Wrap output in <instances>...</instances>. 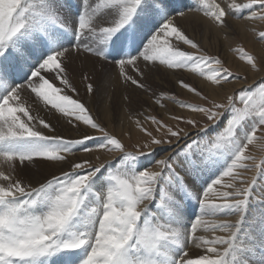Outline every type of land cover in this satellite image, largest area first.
Returning <instances> with one entry per match:
<instances>
[{"label":"snow or ice","instance_id":"obj_1","mask_svg":"<svg viewBox=\"0 0 264 264\" xmlns=\"http://www.w3.org/2000/svg\"><path fill=\"white\" fill-rule=\"evenodd\" d=\"M93 2L78 0L76 13L68 14L60 0H0V264H264V213L260 221L250 215L255 181L243 176L253 170L264 176V157L257 163L250 148L264 151V80L258 96L242 89L218 102L181 75L195 74L221 90L241 79L181 20L202 14L231 47L240 29L229 20L264 22V0H198L196 6L104 0L96 8ZM245 31L264 45V30ZM232 51L250 70H264V56L239 46ZM161 71L205 101L180 107L208 123L170 115L177 122L170 125L145 115V97L164 107V91L156 98L149 83ZM76 73L85 96L104 105L96 116L80 96ZM113 76L127 94L108 95L105 81ZM125 108L146 138L131 152L100 122L101 116L118 122ZM221 119L225 135L215 146L222 151L205 157L199 141L211 140ZM180 124L196 128L195 139ZM34 166L48 174L33 182ZM205 173L197 184L194 177ZM259 201L264 204V190Z\"/></svg>","mask_w":264,"mask_h":264},{"label":"rangeland","instance_id":"obj_2","mask_svg":"<svg viewBox=\"0 0 264 264\" xmlns=\"http://www.w3.org/2000/svg\"><path fill=\"white\" fill-rule=\"evenodd\" d=\"M29 2H32V0L31 1L29 0ZM69 2H70L69 0H60V4L63 7V10L68 14L76 13V11L78 10V0H73L75 4L74 7L76 6L74 10L70 6ZM90 2H92V0H90ZM186 2L192 4L193 6H196L198 3L197 0H186ZM103 3L104 0H94L93 8H96L98 4L102 5ZM101 9L103 8L101 7L100 9H98V12H101L100 11ZM199 16L202 17V14ZM194 19L191 17H187L186 19L181 20V24L190 35L195 36V38L201 43V46L209 55L217 56L222 60H225L226 63L224 66L228 67L229 70L234 75L241 77V79L233 80L231 84H225L224 88L221 91L219 90L218 92L211 93L206 88V86L212 88L213 90L219 88L214 89L213 87L209 86L210 82H208L206 79L200 78L195 74H191L186 71H181L182 78L186 79L189 83L197 85L199 89L204 92V94L209 96L210 100L216 99L218 102L221 101L226 102L225 100L226 95H234L235 93H239L242 89H253L258 96L259 95L258 84L261 80H264V70H261L259 72L250 70L242 61H240L237 58L236 54L232 51V48L239 46V47H243L245 50H247L250 53L256 54L257 56H264V45L258 43L250 32L245 31L244 33L246 34L244 35V33H241L240 30V37L235 41H233L231 47H229L228 43L224 42L223 40V33L220 32L218 28L212 26L210 21H207L205 19L209 24V25H205L202 21L196 22L195 20L197 19L195 20ZM234 21L237 20L230 19L229 24L237 26L236 24L232 23ZM243 23L246 25V28H251V27L256 28L257 31L264 30V22L245 21ZM237 27L241 29L239 26ZM184 47L188 51H192L190 48H187V46ZM82 59L83 57H81V60ZM74 66L77 69H79L81 67L80 60H77ZM161 67L163 68V66ZM96 71L97 72L101 71L100 64L96 65ZM168 71L172 72L176 70H168ZM79 81H80L79 74L78 73L74 74V83H76L79 88L80 96L84 98V102L91 108L92 114L94 116L98 115L99 112H102L104 110V105L100 104L99 98H97V100H92L86 97L84 93L83 85H81ZM149 83H151L153 87L157 89L156 98H159V93L161 90L164 91V99L161 100V104L164 105V107H161L160 105H156L154 103V100L145 97L144 98L146 102V108L144 110L145 115L147 116L155 115L158 118H162L165 123H168L170 125L177 124L176 121L171 120L169 118L170 115H183L186 118L196 119L199 122V125L201 126L208 123L201 117L200 114L189 113L186 109L180 107V105L184 103L197 105V104H205V101L194 96L192 93H189L186 89H181L179 85L175 83L174 76L171 75L165 76L163 71H161L158 74L153 73L150 75ZM239 85L242 86L241 89H238ZM105 87H107L108 89V95L112 97L118 98L122 94H127L124 88L115 82L114 76H113V81L111 83L105 81ZM69 94L73 96V98H75V94L72 93ZM235 104L237 109H242L244 107L243 103L240 101V98L238 96H236L235 98ZM41 115H44V113L41 112ZM139 118L143 120V117H139ZM100 122L102 126L106 128V130H108L113 134L118 135L122 139V141L126 144L127 150L130 152L135 150V146L137 145L138 142L142 143L143 140L146 139L136 129L134 119L132 120L129 119L128 110L126 108L121 112L120 119L118 122L113 123L110 119L104 118L103 116H101ZM52 123H55V119L52 120ZM145 126L148 127L149 130L154 131V125L145 122ZM179 127L185 128L186 131L192 134V136L193 135L195 136L197 132L196 128H191V126L188 125L180 124ZM209 127L211 128V125H209ZM225 128H226V122L224 119H221L220 124L216 125L215 129H213L215 134L212 136L211 140H209L208 137H205L203 140H200L199 148L197 149V151L203 153L205 157H215L217 153L222 151V149L217 148L215 144L218 140V137L225 135ZM65 134L68 133L65 132ZM70 135L72 137H76L79 134L76 132H72L70 133ZM94 135L99 137L102 134L97 132L94 133ZM201 135H203V133H201ZM193 138L195 139V137ZM173 146L176 147L177 145H175L174 143ZM165 147H169V146L166 145ZM250 148H251V154L256 156L257 163H259L261 157H264V151L261 150V145L257 144L254 147L250 146ZM185 151H187V149ZM157 153L163 155L160 149H157ZM96 154L98 153H94L92 155L93 160L95 159ZM82 155L83 157H85L83 153H80L78 154V158H81ZM102 158L104 159L108 158V160H113V158L115 157L105 154ZM95 162L99 163V161H95ZM40 170L42 169L34 166L30 171V175L32 176V178L34 174L41 172ZM52 171H56V170H52ZM243 176L248 184H251L253 181H255V189H256L255 193L257 195L253 197V201L250 206V211H253V214L256 215L255 210H262V209H258L257 207L261 205L260 202L258 201H259V193L262 190H264V176H261L257 170L243 173ZM207 178H208L207 173L194 177L195 182L197 184H202L204 180H206ZM254 201L258 203L254 204L253 203ZM261 218L259 219V221L261 220ZM253 251H255V249ZM256 255L258 256L259 253H256Z\"/></svg>","mask_w":264,"mask_h":264},{"label":"bare ground","instance_id":"obj_3","mask_svg":"<svg viewBox=\"0 0 264 264\" xmlns=\"http://www.w3.org/2000/svg\"><path fill=\"white\" fill-rule=\"evenodd\" d=\"M31 1V0H30ZM198 1V0H197ZM101 12H103L104 11V9H101L100 10ZM69 14H73V13H69ZM188 17H191V18H195V19H197V20H195L196 22L197 21H202L205 25H209L208 24V20L206 21L205 19H203L201 16H199V15H196L195 13L193 14V13H189V16ZM245 22V21H244ZM232 23H234V24H236L237 26H239L241 29V33H244L245 32V29H246V25L243 23V22H241V21H234V22H232ZM248 23V22H247ZM252 28V27H251ZM219 31L220 32H222L220 29H219ZM246 33H244V35H245ZM182 73V72H181ZM258 79V78H257ZM240 84V83H239ZM237 86V85H236ZM241 85H239L238 86V89H241ZM206 88L209 90V92H211V93H214V92H218L219 90L221 91V89H215V90H213L212 88H210V87H208V86H206ZM235 90V89H234ZM225 91V90H224ZM64 132H66V130H63ZM192 137H195L194 135L192 136ZM183 144V141L181 142V145ZM181 145H177L176 147L177 148H179ZM83 158H85V157H83V155H82V157L81 158H79V159H83ZM106 159H108V158H106ZM114 159V158H113ZM41 172H39V173H37V174H34V176H33V182H35V180L36 179H39L42 175H47L48 173H47V171L46 170H40ZM55 172V174H57V175H59V172L58 171H54ZM251 176V175H250ZM252 177V176H251ZM250 178V177H249ZM228 178H225V180H227ZM255 191H256V189H255ZM214 194H210V198H212V196H213ZM256 196V195H255ZM257 199V198H256ZM257 201V200H256ZM256 201H254L253 203L254 204H256V203H258V202H260V201H258V202H256ZM260 206L259 207H257L258 209H262V210H255L256 211V215H255V219L257 220V221H259V219L261 218L260 216H261V213H264V204H262L261 202H260ZM254 211V212H255ZM253 214V211H250V215H252ZM230 219H232L233 221H234V217L233 218H230ZM199 234V233H198ZM207 235V234H206ZM215 235H226V233H222V232H217V233H215ZM242 239H245V240H247V237H243L242 236ZM240 258H242L239 254H238V259H240Z\"/></svg>","mask_w":264,"mask_h":264}]
</instances>
